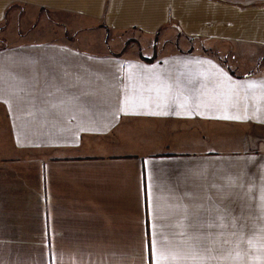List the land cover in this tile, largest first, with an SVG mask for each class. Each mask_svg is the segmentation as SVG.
Listing matches in <instances>:
<instances>
[{"label":"crops","instance_id":"0c3cea01","mask_svg":"<svg viewBox=\"0 0 264 264\" xmlns=\"http://www.w3.org/2000/svg\"><path fill=\"white\" fill-rule=\"evenodd\" d=\"M19 3L181 37L0 47V264H264V0Z\"/></svg>","mask_w":264,"mask_h":264},{"label":"rangeland","instance_id":"374dc122","mask_svg":"<svg viewBox=\"0 0 264 264\" xmlns=\"http://www.w3.org/2000/svg\"><path fill=\"white\" fill-rule=\"evenodd\" d=\"M165 29L161 30L160 36L156 38L158 43L157 45L155 43L154 48L151 40L143 41L137 34L128 36L124 32L121 36L122 39L127 40V43L122 45L119 39L117 40L118 34L109 35V33L100 31L95 25L86 27L79 16L19 3L13 5L0 20V47H5L16 39L28 42L55 40L76 45L81 50L95 55L120 53L141 57L143 53L151 54L152 48L154 53L160 55L175 52V45L179 44L181 37L175 26L168 27V30ZM109 39L110 42H108ZM180 45L187 44L181 42ZM245 47L241 45L239 51L244 50Z\"/></svg>","mask_w":264,"mask_h":264},{"label":"trees","instance_id":"16d2710c","mask_svg":"<svg viewBox=\"0 0 264 264\" xmlns=\"http://www.w3.org/2000/svg\"><path fill=\"white\" fill-rule=\"evenodd\" d=\"M140 59L143 61V62H146V63H152L155 59H156V54L153 53V55L149 58L147 57H144V56H141Z\"/></svg>","mask_w":264,"mask_h":264},{"label":"snow or ice","instance_id":"6c2138e0","mask_svg":"<svg viewBox=\"0 0 264 264\" xmlns=\"http://www.w3.org/2000/svg\"><path fill=\"white\" fill-rule=\"evenodd\" d=\"M123 110V109H122Z\"/></svg>","mask_w":264,"mask_h":264}]
</instances>
